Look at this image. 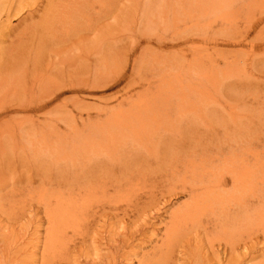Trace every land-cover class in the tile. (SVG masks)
I'll use <instances>...</instances> for the list:
<instances>
[{
	"label": "rangeland",
	"instance_id": "1",
	"mask_svg": "<svg viewBox=\"0 0 264 264\" xmlns=\"http://www.w3.org/2000/svg\"><path fill=\"white\" fill-rule=\"evenodd\" d=\"M38 20V16L32 19ZM30 22L27 19L20 24L16 33ZM251 22V29L245 32ZM138 25L134 33L124 32L116 61L101 75L95 70L99 55L93 54L85 60L87 54L74 50L70 53L77 66L67 69L65 62V68L51 64L44 67L40 73L62 84L56 97L34 112L33 105L47 99L46 92L38 100L32 98L25 113L13 115L17 119L4 134L17 131L29 134L33 145L16 150L10 144L6 152L13 157L8 160L0 157V264H42L44 259L50 264H221L228 255L244 254L240 246L232 253L224 252L219 227L205 224L212 216L207 210L182 218L177 226L179 233L170 242L171 248H165L171 213L189 195L178 192L163 197L161 190L173 183L180 186L176 181L185 177L183 172L172 184L166 181L165 187L157 183L152 188L155 200L150 204L148 198L144 199L147 204L141 200L140 205L144 206L141 211V208L96 211L93 218L88 217L89 222L69 224L51 223L45 213L56 211L53 202L58 191L57 155L62 146L71 143L73 132L82 120L87 115L93 120L102 107H116L123 99L124 107L128 106L127 102L139 103L130 114L142 117L146 128L138 127L134 135L137 138L141 135V144H159L170 155L182 147L193 149L199 145L201 149L215 140L226 129L222 126L225 122L222 115L226 113H246L255 121L258 116L264 126V0H156L152 13ZM230 26L238 28L237 35L226 36L223 32L222 38L221 34L211 37L213 30H229ZM108 42L105 45L111 43ZM7 44L5 41L0 46ZM31 79L28 75L27 82H35L33 90L38 91L37 95L42 94L43 88L37 85L47 80L43 83L44 79ZM3 99L0 94V105L5 104ZM199 102L221 105L197 117L190 105ZM144 103L152 104L146 110L151 115L149 118L144 116ZM158 108L166 114L158 117ZM179 113L183 114L179 116ZM10 114L0 111L1 128L7 127L4 118ZM201 129H205L203 136L194 133ZM199 161V157L195 159L196 163ZM43 197L51 199L48 206ZM227 224L232 225V220ZM76 225L81 229L74 234ZM54 227L55 237L51 230ZM232 228L237 231L236 224ZM58 237L65 240L64 246ZM72 237L76 240L71 241ZM259 245L246 251L251 259L248 255L242 259L249 260L248 264L264 261V251Z\"/></svg>",
	"mask_w": 264,
	"mask_h": 264
},
{
	"label": "bare ground",
	"instance_id": "2",
	"mask_svg": "<svg viewBox=\"0 0 264 264\" xmlns=\"http://www.w3.org/2000/svg\"><path fill=\"white\" fill-rule=\"evenodd\" d=\"M155 2L156 0H0V44L8 41L7 45L0 46V59L3 60L0 64V94L5 100V104H1L3 107L0 105V111L11 113L4 118L7 127L0 126V157H4L3 160L13 157L6 152L10 144H14L16 150L33 145L29 134L26 136L21 131L5 135L10 130L8 126L17 119L13 115L28 110L32 98L36 99L47 92L48 100L33 105L34 112L40 111L61 89L62 84L48 74L43 75L41 70L50 64L65 68V62L68 64L67 69L77 66L70 53L74 50L87 54L84 55L85 60H89L93 54L99 55L100 58L96 61L98 67L94 68L101 75L102 71L116 61V51L125 36L124 32L134 33L139 21L152 13ZM35 16L39 17L37 22L32 21ZM27 19L31 22L16 33L15 30ZM252 24L253 22L248 24L245 32L251 29ZM228 29H215L211 37L221 34L222 38L223 32L226 36L238 32L236 26ZM91 34L93 36L90 37ZM241 36L244 37V34ZM108 40L111 43L105 45L106 42L109 43ZM137 44L138 42L132 45L129 51ZM80 54L78 53L79 56ZM45 60L48 61L44 66ZM28 75L32 76L31 80L44 79L43 83L47 80L44 84L37 85L39 89L43 88L42 94L37 95L38 91L33 90L35 82H27ZM123 100L116 107L100 108L93 120L87 115L81 126L74 130L71 143L62 146L60 155H57L55 174L58 191L53 204L56 211H45L49 221L55 224L56 221L83 223L85 220L89 222L88 217L93 218L96 211H137L139 208L141 211L144 199H149L146 200L148 204L155 200L152 188L157 183L165 187L166 181L173 182L183 172L185 177L176 181L180 182V186L171 183L172 185L161 190L163 197L178 192L189 195V199L171 213L170 234L167 232L165 236L166 249L171 248V240L177 237V226L182 218L198 210H207L211 211L212 216L206 219L205 224L212 223L215 228L219 227L224 252L232 253L238 246L245 250L241 256L228 255L221 264H248L249 260L242 258L257 243L262 245L261 251H264V126L261 119L257 116L255 121L246 113H226L222 115L225 120L222 126L226 129L215 140L202 145L201 149H198L199 145L192 147L193 149L185 147L183 150L182 147L170 155L159 144H141L143 138L141 135L137 138L134 131L138 127L146 128V121L130 114V110L139 107V103L127 102L128 106L124 107L126 100ZM151 105L144 103L142 106L146 118L151 116L146 112ZM220 105V102L213 106L208 102H199L191 104L190 108L197 117H203L209 109L215 110ZM164 107L168 108V105ZM164 114L166 113L157 109L158 117ZM182 114L179 113V116ZM169 124L172 125V121ZM254 125L258 126L253 129ZM194 133L203 136L205 129ZM145 135L144 133L142 136ZM198 157L200 161L196 163L195 159ZM44 199L45 205L51 200L48 197ZM140 201L143 204L140 205ZM229 220H232L230 227L227 224ZM235 224L237 231L231 230ZM76 226V230H72L74 234L81 229ZM51 230H54L55 237V227ZM48 236L51 237L52 233L49 232ZM58 239L64 246L65 240L61 237ZM74 239L72 237L71 241ZM48 244H51L49 240ZM48 251L53 252V249L49 248ZM261 251L259 250L260 253ZM248 257L252 258L250 255ZM42 264H50V261L44 259ZM256 264H264V261Z\"/></svg>",
	"mask_w": 264,
	"mask_h": 264
}]
</instances>
